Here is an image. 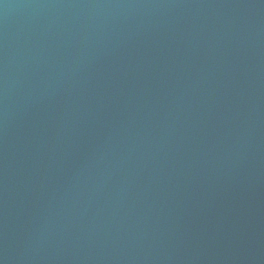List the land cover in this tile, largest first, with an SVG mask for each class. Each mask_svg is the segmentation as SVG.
<instances>
[{
    "label": "water",
    "instance_id": "water-1",
    "mask_svg": "<svg viewBox=\"0 0 264 264\" xmlns=\"http://www.w3.org/2000/svg\"><path fill=\"white\" fill-rule=\"evenodd\" d=\"M0 264H264V0H0Z\"/></svg>",
    "mask_w": 264,
    "mask_h": 264
}]
</instances>
